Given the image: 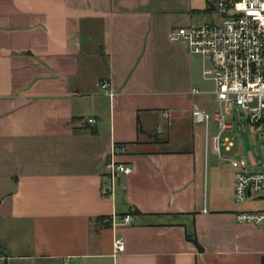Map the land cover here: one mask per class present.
Segmentation results:
<instances>
[{
	"label": "crops",
	"instance_id": "obj_1",
	"mask_svg": "<svg viewBox=\"0 0 264 264\" xmlns=\"http://www.w3.org/2000/svg\"><path fill=\"white\" fill-rule=\"evenodd\" d=\"M208 2L0 0V264H264L235 221L264 202L236 203L194 134L209 64L169 38ZM116 146L132 172L102 196Z\"/></svg>",
	"mask_w": 264,
	"mask_h": 264
},
{
	"label": "built area",
	"instance_id": "obj_2",
	"mask_svg": "<svg viewBox=\"0 0 264 264\" xmlns=\"http://www.w3.org/2000/svg\"><path fill=\"white\" fill-rule=\"evenodd\" d=\"M215 3V10L221 18L219 25H188L170 32L172 41H181L189 55L198 56L209 64L202 74L213 82L212 97L222 107L215 113L213 122L218 133L212 138L211 147L218 156L221 149L230 152L234 146L222 134L231 130L230 120L233 108L245 115V121L253 127L264 126V0H208ZM104 83L101 88H107ZM194 89L192 95L198 94ZM191 117L195 124L205 127V148H208V132L211 117L197 106H193ZM233 119V118H232ZM94 124L93 119L88 120ZM113 148L105 163L107 185H102V196H109L115 179L132 172L131 166L116 161V155L125 148ZM234 170V199L243 204L248 200L264 198V166L254 162L252 167L243 157L228 159ZM238 224L264 228V211L239 212L235 215ZM131 216L126 215L121 225H129ZM114 250L123 251V244L115 240ZM66 264H71L66 261Z\"/></svg>",
	"mask_w": 264,
	"mask_h": 264
},
{
	"label": "rangeland",
	"instance_id": "obj_3",
	"mask_svg": "<svg viewBox=\"0 0 264 264\" xmlns=\"http://www.w3.org/2000/svg\"><path fill=\"white\" fill-rule=\"evenodd\" d=\"M204 17L201 19L202 22L199 24H195L196 26H212L219 25L221 18L215 10V3L206 4L205 12H203ZM202 61H200L198 72L196 67V75L193 81L194 89H198L200 94L192 96L194 104L199 107L202 111L208 113L211 117L209 122V134H208V148H205V127L202 124L195 125V135L196 140L199 141L202 152V160L206 159L208 162V166L212 163H216L219 166V169H222L223 173H228L232 167L228 161L229 158L233 156L235 152H240L248 163L250 170H257L252 167L253 163H259L261 166H264V126L262 127H253L249 125L245 121V115L239 112L238 109L233 108L231 116L229 118H233L230 123L232 125L231 130H227L222 134V138L228 137L233 141L234 146L232 147L231 152H226L221 149L220 155L218 156L215 152H213L211 147L212 138L217 135L218 127L213 122V117L215 113L219 111V108L222 106L219 105L217 101H215L212 97V94L215 91V87L213 82L209 79H205L202 73ZM200 70V72H199ZM92 78L93 73H89L84 75L83 78ZM230 120V119H229ZM123 146L119 147L122 148ZM125 148V147H123ZM233 170V169H232ZM234 171V170H233ZM209 173L211 170L209 169ZM211 175V173H210ZM255 200H248L245 203L252 202ZM260 203L264 201H255V203ZM254 203V202H253ZM263 204V203H262Z\"/></svg>",
	"mask_w": 264,
	"mask_h": 264
},
{
	"label": "trees",
	"instance_id": "obj_4",
	"mask_svg": "<svg viewBox=\"0 0 264 264\" xmlns=\"http://www.w3.org/2000/svg\"><path fill=\"white\" fill-rule=\"evenodd\" d=\"M186 239L189 240L190 242H192L198 248V250H200V247H199V245H198V243L196 241L194 233L192 235H187Z\"/></svg>",
	"mask_w": 264,
	"mask_h": 264
},
{
	"label": "water",
	"instance_id": "obj_5",
	"mask_svg": "<svg viewBox=\"0 0 264 264\" xmlns=\"http://www.w3.org/2000/svg\"><path fill=\"white\" fill-rule=\"evenodd\" d=\"M237 159H239V157L237 158ZM257 200H261V201H264V198H257ZM263 230H264V228H263Z\"/></svg>",
	"mask_w": 264,
	"mask_h": 264
}]
</instances>
